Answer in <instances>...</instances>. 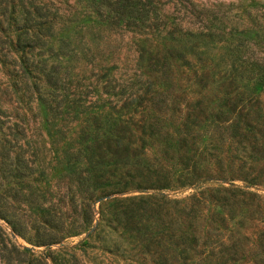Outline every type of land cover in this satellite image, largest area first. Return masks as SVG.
<instances>
[{"label": "rangeland", "instance_id": "1", "mask_svg": "<svg viewBox=\"0 0 264 264\" xmlns=\"http://www.w3.org/2000/svg\"><path fill=\"white\" fill-rule=\"evenodd\" d=\"M110 10L0 0V264H264V0Z\"/></svg>", "mask_w": 264, "mask_h": 264}, {"label": "trees", "instance_id": "2", "mask_svg": "<svg viewBox=\"0 0 264 264\" xmlns=\"http://www.w3.org/2000/svg\"><path fill=\"white\" fill-rule=\"evenodd\" d=\"M159 0H97V4L99 6H104L110 10V13L101 11L102 16L105 19H108L112 23H119L126 21V24H132L134 26H138V23L135 22V20H132V17L141 19V24L143 22V17L144 15H147L148 11H153V8L156 6L157 2ZM157 19L158 17L155 16ZM159 24L157 20H153L152 22L147 23V27H156ZM247 43L244 40L238 41L236 45V52L237 51H243L240 48H244L245 50L248 49ZM260 44L264 45V36L261 41H259ZM234 53L233 55V60L232 64H237L239 66L238 68V73L239 76H241L243 73H246V78L250 81L255 82L259 88H264V55H261V53L256 52L254 48H251L248 53ZM158 53V52H156ZM180 54V53H178ZM164 64V63H163ZM166 65H162V67H165ZM233 70V69H232ZM234 71V70H233ZM239 93L240 97H242L245 101L247 102H252L258 101V97L256 100V94L254 93L253 89H249L246 87V89L237 92ZM85 179V178H84ZM200 183V182H199ZM201 185V184H200ZM199 188V185L197 186ZM197 188V189H198ZM206 191H207V196L209 195L210 199H214L216 201H221L223 202V195L221 198L216 197V195L213 194H218L221 193L220 191L224 192V189L220 187H215V188H203L198 190L194 195L200 194L201 196H206ZM205 194V195H204ZM219 195V194H218ZM90 218V215H89ZM88 219V215L85 216V220Z\"/></svg>", "mask_w": 264, "mask_h": 264}]
</instances>
